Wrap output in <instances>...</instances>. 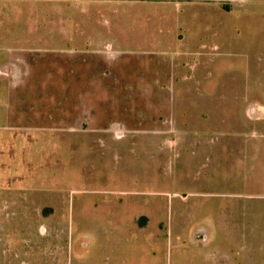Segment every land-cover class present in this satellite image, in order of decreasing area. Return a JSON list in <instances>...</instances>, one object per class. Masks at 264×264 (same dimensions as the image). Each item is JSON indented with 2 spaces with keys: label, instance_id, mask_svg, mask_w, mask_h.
<instances>
[{
  "label": "rangeland",
  "instance_id": "374dc122",
  "mask_svg": "<svg viewBox=\"0 0 264 264\" xmlns=\"http://www.w3.org/2000/svg\"><path fill=\"white\" fill-rule=\"evenodd\" d=\"M228 6L75 8L81 51L25 57L0 90V264H264V0Z\"/></svg>",
  "mask_w": 264,
  "mask_h": 264
},
{
  "label": "crops",
  "instance_id": "0c3cea01",
  "mask_svg": "<svg viewBox=\"0 0 264 264\" xmlns=\"http://www.w3.org/2000/svg\"><path fill=\"white\" fill-rule=\"evenodd\" d=\"M111 1L113 0H0V17L5 15L3 18L8 19V27L15 29L14 27L21 25L29 30L28 33L19 35L11 29L6 32L0 31V54L7 58L3 61L0 60V90L6 87L24 86L26 81L30 80L31 63L34 60L25 57H34L40 54L60 55L67 51H81L83 49L82 37L85 33L80 26L74 35V21L71 18L72 12L70 14L69 11L80 8L81 14H88L89 6L92 5L93 8L97 9L103 7L104 2ZM198 1H212L228 12L230 11L228 4L250 0ZM3 18H0V29L2 22H4ZM21 18H25V21ZM41 20L44 22L43 25ZM47 25L48 33L41 36L39 32L41 26L46 28ZM52 40L54 41L51 42ZM67 43L71 45L68 49L64 47ZM216 47L214 46V48ZM209 241L207 240L205 243L207 244Z\"/></svg>",
  "mask_w": 264,
  "mask_h": 264
}]
</instances>
